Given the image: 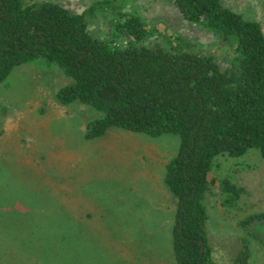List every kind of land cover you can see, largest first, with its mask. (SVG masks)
<instances>
[{
  "label": "trees",
  "instance_id": "16d2710c",
  "mask_svg": "<svg viewBox=\"0 0 264 264\" xmlns=\"http://www.w3.org/2000/svg\"><path fill=\"white\" fill-rule=\"evenodd\" d=\"M171 1L183 19L203 25L232 47L228 70H220L210 55L145 44L142 21L109 2L118 16L113 31L124 40L120 46L88 33L85 14L104 2L75 13L51 1L0 0V83L15 67L41 59L69 79L54 91L58 104L77 102L99 115L85 124V139L109 128L150 137L177 135L176 152L162 175L175 200L173 261L247 264L245 244L232 262L211 260L202 200L212 183L213 157H239L255 149L264 163V32L220 0ZM218 187L223 203L239 193L227 179ZM21 207L25 210H15L11 223V235L18 238L15 264H84V252L99 248L96 232L89 237L79 211L62 216L60 208H46L40 200ZM248 218L264 222V211Z\"/></svg>",
  "mask_w": 264,
  "mask_h": 264
},
{
  "label": "rangeland",
  "instance_id": "374dc122",
  "mask_svg": "<svg viewBox=\"0 0 264 264\" xmlns=\"http://www.w3.org/2000/svg\"><path fill=\"white\" fill-rule=\"evenodd\" d=\"M22 1H51L75 13L104 2L85 14L88 33L120 46L124 40L113 31L118 16L109 2L142 21L147 45L210 55L223 71L235 56L220 35L183 19L171 0ZM220 2L264 32V0ZM67 82L55 65L37 59L15 67L0 83V264L16 263L18 238L11 235V223L15 210L24 209L19 205L34 200L60 208L62 216L82 214L89 237L95 231L99 240L97 250L84 252V264H175L170 234L175 200L162 175L176 152L177 135L109 128L85 139V124L99 115L77 102L54 100L55 89ZM209 174L212 183L202 203L211 260L232 262L245 244L247 264H264V222L248 218L264 211V163L257 150L215 156ZM221 179L239 189L225 203Z\"/></svg>",
  "mask_w": 264,
  "mask_h": 264
},
{
  "label": "crops",
  "instance_id": "0c3cea01",
  "mask_svg": "<svg viewBox=\"0 0 264 264\" xmlns=\"http://www.w3.org/2000/svg\"><path fill=\"white\" fill-rule=\"evenodd\" d=\"M171 259H172V255H171Z\"/></svg>",
  "mask_w": 264,
  "mask_h": 264
}]
</instances>
